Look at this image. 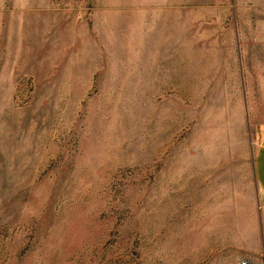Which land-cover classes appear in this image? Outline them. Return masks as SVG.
<instances>
[{"label":"rangeland","instance_id":"obj_1","mask_svg":"<svg viewBox=\"0 0 264 264\" xmlns=\"http://www.w3.org/2000/svg\"><path fill=\"white\" fill-rule=\"evenodd\" d=\"M264 0H0V264H264Z\"/></svg>","mask_w":264,"mask_h":264},{"label":"crops","instance_id":"obj_2","mask_svg":"<svg viewBox=\"0 0 264 264\" xmlns=\"http://www.w3.org/2000/svg\"><path fill=\"white\" fill-rule=\"evenodd\" d=\"M255 167L258 181L262 189L264 190V141L258 149L255 160Z\"/></svg>","mask_w":264,"mask_h":264},{"label":"bare ground","instance_id":"obj_3","mask_svg":"<svg viewBox=\"0 0 264 264\" xmlns=\"http://www.w3.org/2000/svg\"><path fill=\"white\" fill-rule=\"evenodd\" d=\"M250 264V262H248Z\"/></svg>","mask_w":264,"mask_h":264},{"label":"built area","instance_id":"obj_4","mask_svg":"<svg viewBox=\"0 0 264 264\" xmlns=\"http://www.w3.org/2000/svg\"><path fill=\"white\" fill-rule=\"evenodd\" d=\"M244 264V263H243Z\"/></svg>","mask_w":264,"mask_h":264}]
</instances>
